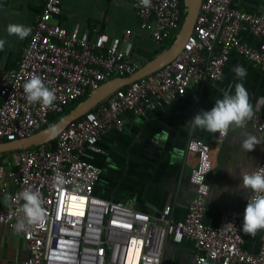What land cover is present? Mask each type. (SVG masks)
I'll use <instances>...</instances> for the list:
<instances>
[{"label": "built area", "instance_id": "2783aa9c", "mask_svg": "<svg viewBox=\"0 0 264 264\" xmlns=\"http://www.w3.org/2000/svg\"><path fill=\"white\" fill-rule=\"evenodd\" d=\"M60 6L61 0H43L16 67L0 71V142L30 136L86 92L138 69L125 51L104 47L106 36L91 43L76 28L67 32L55 24ZM133 9L140 27L149 28L157 44L172 38L180 27L181 0L147 4L136 0ZM241 26L261 42L251 46L242 41ZM232 54L264 72V8L248 12L231 0H201L193 30L171 62L116 89L69 123L53 149L43 144L17 150L10 162L0 163V197L7 195L9 202L0 206V224L23 239L27 255L21 264H161L166 238L175 243L191 239L194 264H264V241L256 253L243 248L246 233L240 225L246 200L241 210L222 212L216 226L203 222L209 192L206 178L212 169L206 142L187 143L195 160L188 178L195 193L178 221L171 217L169 201L157 215H149L97 197L94 186L101 170L88 159V153L100 151L96 145L100 136L122 128L125 114L145 116L182 96L190 84L219 81ZM34 74L54 91L52 105L26 101L23 84ZM252 111L243 127L264 134V116ZM224 138L216 134L214 140ZM261 165L264 158L257 167ZM56 175L64 178L63 184L54 182ZM25 188L39 192L44 222L18 232L14 225L22 215L23 201L17 193Z\"/></svg>", "mask_w": 264, "mask_h": 264}, {"label": "crops", "instance_id": "0c3cea01", "mask_svg": "<svg viewBox=\"0 0 264 264\" xmlns=\"http://www.w3.org/2000/svg\"><path fill=\"white\" fill-rule=\"evenodd\" d=\"M134 1L61 0L60 12L53 22L67 32L76 28L78 35L91 43L99 36H106L104 47L125 51L140 68L150 60L149 56L155 57L161 52V45L152 40L149 28L140 27L133 9ZM231 2L248 12L264 8V0ZM42 5L43 0H0V38L6 41L4 49L0 50V71L16 67ZM10 23L28 28L29 36L24 40L8 36L5 28ZM239 38L251 46L261 42V38L254 37L245 26H241ZM237 65L246 69L242 81H238L233 71ZM237 82L247 90L252 108L264 116V72L237 54L230 56L219 81L190 84L182 96L145 116L125 114L122 128L108 130L97 140L100 151L88 153L90 162L101 170L94 194L131 205L149 215H157L169 201L171 217L182 220L195 193L188 180L195 160L186 147L189 140L199 139L209 145L212 164L206 178L209 192L203 222L216 226L222 212L241 210L247 193L240 189L239 177L245 171H254L264 158V134L237 127L231 128L222 141H215L216 134L190 130L185 123L199 110L210 108L215 99L224 91H230ZM248 135L256 137L260 143L246 153L240 145ZM10 161L11 153L0 156L1 164ZM8 205L9 202L0 197V206ZM263 241L264 229L257 230L255 235H245L243 248L256 253ZM26 255L20 235L0 224V264H21ZM161 264H194L193 241L183 238L175 243L164 239Z\"/></svg>", "mask_w": 264, "mask_h": 264}, {"label": "clouds", "instance_id": "9594fccd", "mask_svg": "<svg viewBox=\"0 0 264 264\" xmlns=\"http://www.w3.org/2000/svg\"><path fill=\"white\" fill-rule=\"evenodd\" d=\"M144 3L147 4L148 0H144ZM5 32L8 36H15L17 40H24L30 34L28 28L11 23L6 26ZM5 43V39L0 38V50L4 49ZM233 71L238 81H242L246 76V69L242 66H235ZM23 93L27 102H38L45 107L52 105L56 99L54 91L35 74L23 84ZM252 115L247 90L241 82H237L230 91H224L220 98L215 99L210 108L199 110L185 123L190 130L199 129L209 134H218V137H224L231 128L245 126ZM258 143L260 142L256 137L248 135L242 140L240 147L247 153ZM239 179L240 189L247 193L244 197L246 203L240 230L246 234L255 235L257 230L264 229V165L257 167L254 171L243 172ZM53 180L56 184L64 183V178L60 175L54 176ZM17 196L23 203L20 206L22 215L14 225L15 230L19 232L26 230L28 226L42 224L44 209L39 192L25 188L17 193ZM4 200H8L7 195Z\"/></svg>", "mask_w": 264, "mask_h": 264}, {"label": "water", "instance_id": "95a60500", "mask_svg": "<svg viewBox=\"0 0 264 264\" xmlns=\"http://www.w3.org/2000/svg\"><path fill=\"white\" fill-rule=\"evenodd\" d=\"M200 3L201 0H184L185 16L179 30L174 34L169 48L158 53L134 73L125 77L113 78L103 82L98 88L89 91L88 96L83 101L53 124L34 132L30 136L0 142V156L49 143L57 138L69 123L77 120L84 113L104 102L116 89L145 77L171 62L181 51L183 44L193 30Z\"/></svg>", "mask_w": 264, "mask_h": 264}, {"label": "trees", "instance_id": "16d2710c", "mask_svg": "<svg viewBox=\"0 0 264 264\" xmlns=\"http://www.w3.org/2000/svg\"><path fill=\"white\" fill-rule=\"evenodd\" d=\"M181 6H182V17H181V20H180V26H181V23L184 19V16H185V8H184V0H181ZM180 28V27H179ZM179 30V29H178ZM172 38L166 40L165 42H163L160 47V50L163 51L167 48L170 47V45L172 44ZM153 55L152 56H149V59H152ZM88 96V92H86L82 97H80L79 99L75 100L74 102H72L70 105H68L62 113L60 114H52L50 117H49V122L43 126L42 128H45L51 124H53L54 122L58 121L60 118H62L64 115L68 114L73 108H75L81 101H83L86 97ZM40 128V129H42ZM38 129V130H40ZM55 143H56V138L53 139L52 141H50L49 143L46 144V146L48 148H51L53 149L55 147Z\"/></svg>", "mask_w": 264, "mask_h": 264}]
</instances>
